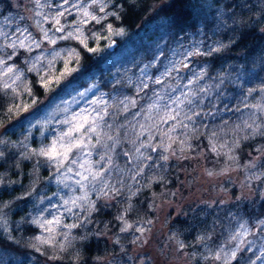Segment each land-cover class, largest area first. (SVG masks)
Here are the masks:
<instances>
[{"label":"rangeland","instance_id":"rangeland-1","mask_svg":"<svg viewBox=\"0 0 264 264\" xmlns=\"http://www.w3.org/2000/svg\"><path fill=\"white\" fill-rule=\"evenodd\" d=\"M6 1H0V9L5 7L3 8L5 12L2 15L10 14L17 18L23 17V20H20V26L28 27L37 39H40L42 36L40 28L36 23L38 20L41 21L44 28L51 27L50 24L44 23L41 17L35 16V12L39 9L35 7L32 0H8L7 3ZM128 1L136 3L137 0ZM121 2L122 0H116L117 5H122ZM225 2L226 0H192V11L195 19L198 21V29L174 40L170 39L165 18L153 19L137 32L129 30L124 25H114L108 20L111 16L100 24L95 22L89 23L84 26L85 35L89 37V46L96 47L98 45L101 49L97 53L87 52L88 59L95 61V64L92 65L93 70L87 72V68L80 66L81 55L78 63L74 58L70 67H76L78 70L63 78L59 84L53 85L51 89L40 87L43 94L42 98L35 94L30 97L24 91L25 84L31 87L30 73L35 76L38 82L37 73L27 70L32 66L29 53L27 52L28 56L26 58L19 56V59H17L16 56L13 61H10V63L17 65L19 70L24 74L22 77L23 82H17L20 84V87L17 89L21 93L20 96H15L10 92L6 94L2 91L4 97L7 99V105L0 117V136L9 143L0 145V148H3L8 156L6 161L0 160V165H3V167H0V176L4 178L6 184L9 181L17 182L15 184H8L6 187L0 186V206H3L4 212L7 214L6 219L11 227L14 228L20 224L22 217L34 212L35 208L62 205L63 199H67L68 196L83 195L85 191L88 192L89 198L95 203L97 199L113 201L115 195H122L125 197L127 204L130 205V199L135 192L145 186L147 187L155 179L159 180V175H156V172L152 173V170H150L151 166H148L154 165L156 167L155 163L162 161L157 160L161 154L168 155L173 160V164L178 166L177 171L180 173L187 174L188 172L191 173V176L194 175L196 182L192 183L193 186L200 185L201 187H205L207 191H210L211 188L214 193L220 190L219 197L217 199H210V201L217 200V202H220L227 199V201L230 200L234 203V198H230V195L231 192L236 191V188L237 193H239L240 185H243L246 189H250V185H255V180L260 178L263 179L264 185V160H259L261 154L264 156V147L261 149L259 147L256 148L258 149L257 153H247V156L251 158L250 160L245 159V161L239 162L235 161L237 158L234 159L237 157V154H232L234 148L232 149L231 146L233 144L230 143V140L217 138L218 135L215 137V133L210 134L209 138H207L210 150L226 149L227 153L233 157L227 163H232L231 166L225 168L216 167L215 163L217 164V162L207 161L205 158L198 159L201 155L191 152V148L187 146L191 145L189 133L199 122L202 121L205 125L208 122L207 120L211 118V115H202L195 118L196 123L194 126L192 122L185 119L183 123H187L189 127L185 129L179 126L172 133L176 137V142L172 144L169 152L161 153L159 149L152 151L151 148H141L144 156L142 158L140 157V153L135 151V148L141 142L153 145L160 144L163 133L167 131L171 124L177 123L176 121H169L168 124L160 122V115H158L160 107L170 104V98L180 97L183 100L184 96L182 93L197 92L201 86L207 88L208 91L197 92L196 98L203 97V102L196 110L202 111V113L215 112L219 108L218 100L220 98H222L223 102L236 99L238 100L235 104V114L237 115V121L235 122L236 135L233 137V140H241V138L249 134L250 130L243 127V121L255 111L250 106L256 104L264 105V93L258 91L260 87L264 86L263 46L258 47L252 57L241 56L242 58L239 57L238 61L230 60L222 62L214 74L209 75L207 73L198 84H193L190 88L184 87L187 84V78L192 75V70L199 71L201 67L207 70L208 63L201 59V57L206 56L194 55L190 59H186L182 56V53L192 48L195 44H200L201 50L216 42L228 45L231 41L229 36L231 34L230 29L234 21L235 23H239L237 16L240 14L237 13L235 15L238 9L242 8L243 13L247 16L244 20H247L248 26L258 23L264 28V16H262L264 15V0H235L231 4L246 6H235L231 8L232 10L225 9ZM120 9L121 7L117 8L118 11ZM217 9H225L228 12L230 19L223 21L226 27L222 26L217 29V23L220 22ZM43 11L47 12L49 9H43ZM76 20H78V16L72 15L67 17V21H62L65 23L66 31L71 30L69 24ZM108 23H112L114 29L117 31L119 28H123L125 30L124 34L110 35L107 33L105 26ZM8 30L11 31V28ZM224 30L229 32L223 35L222 32ZM94 34L108 37V39L102 38L96 41L92 39ZM56 35L59 36L61 34L56 33ZM67 41L69 40H60L55 46L57 50L61 51L62 55L67 50L73 48L79 51L76 46L64 43ZM109 44H111V47L108 46ZM51 50L52 46L48 45L47 42H43L41 48L32 52L31 56L41 55L50 58L48 57V52ZM181 60L184 63H188L189 68H184L183 64L180 63ZM25 61H28V63H25ZM19 62L23 63L22 66L19 65ZM173 64L179 68V71L172 70L170 74L166 73L165 68H171ZM250 65L251 67H249ZM98 66L100 69H97ZM53 70L57 74L63 70L62 59H56ZM238 74H240L239 82L233 83V81L237 80ZM101 76L103 77L101 78ZM157 77L161 79L162 83L154 82ZM102 79L106 80L114 88L105 90L101 85ZM221 81L223 82L221 83ZM145 85L147 86L145 87ZM217 85H219V89H217ZM249 87L256 88L257 91L249 95L247 92ZM173 88L176 91L173 92ZM90 89L91 91H89ZM128 89H131L135 95L130 94ZM81 92L86 94L81 96ZM233 92L238 93L239 96L234 97L232 95ZM101 97L103 98L102 100L100 99ZM33 99L36 100L34 105L31 104ZM133 99L136 101L135 105L131 103ZM93 101L97 103L94 104ZM13 103H27L31 105L29 112L20 111L9 114L7 108L11 107ZM153 104L159 107L149 110V106ZM245 104L249 105V107H245ZM125 105H127V108ZM223 106L221 104L220 108ZM172 107L175 108L176 105H172ZM84 109H87L91 116H96L97 112L100 115H104L105 111H107L108 115L105 116V120L108 123H112L113 128H104V131L113 136L117 135V131L119 132L121 142L115 151L111 153L112 165L110 171L106 174L110 184L115 185L119 189V192L109 193L107 198L98 196L95 191L80 189L74 183L79 177L73 173H57L55 167L49 165L44 160H40V163L37 165L36 160L38 158L23 159L17 155L22 152L21 141L27 144L29 149L37 148L41 143H50L55 135H58L62 130H66L69 127V125L62 123V121L66 118L72 119L74 114L80 113ZM181 109V116H183V112L187 111V107L181 105ZM45 117L50 118L46 125H38L36 128L28 127L30 120L35 119L43 122ZM141 124H144L146 128H150L151 135L154 136L153 140H148L149 131L142 130L140 128ZM157 124H159V128L156 127ZM120 125H123V127H119ZM237 125H240V127L237 128ZM141 131H144V135L137 139V134ZM183 140H186V145L180 143ZM101 141L111 144V141H107L103 134L101 135ZM133 141H135V144ZM93 143H95V139H93ZM163 143L168 144L170 142L164 137ZM214 148L215 150H213ZM172 150L176 152L175 156L171 155ZM97 151H103V149L97 148L94 150V155L91 157L92 161L98 159V156L95 154ZM124 153H127V155H124ZM147 157H150V159ZM251 163H255L256 167L251 168L249 166ZM69 166L73 168L74 172L78 170L82 171L77 165ZM103 167H108V164L105 163ZM138 172L140 173L139 175L137 174ZM17 173H19V176H17ZM209 173L212 174L209 175ZM57 179L63 180L71 187L65 188L64 183L57 184ZM228 181L231 184L226 189L225 184ZM183 185L185 189L192 186L191 183H183ZM72 189L76 190L73 191ZM195 189L197 191L198 188L195 187ZM174 190L179 191L176 188ZM170 193L177 194L173 190ZM245 193L246 191L243 192V194ZM26 194H29L27 195V199H18V197ZM160 196L162 197V194L153 195V202L149 205L154 217L145 221H139L140 223L134 225V228L142 227L145 229L142 236L138 232H134L133 235V240L140 236V240L136 241L132 246L135 256L138 255L137 259L140 261V264H145V260L147 259L150 261L149 264H188L189 258H195L198 261L209 260L207 263L211 261V264L213 263L212 261H216L211 256L206 255L208 249L203 247L197 240L195 244L191 241L183 249H180L179 244L182 242L181 239L176 237L177 233H172V236H170L171 229L169 228V224L171 223L170 216L172 217L176 213V208L180 209V204H175L176 201L173 199H161ZM40 198L44 199L43 204L39 203ZM188 198V196H184L179 201L182 203V201H186ZM207 198L204 197V199ZM202 202H206V200ZM220 206L222 205L215 203L210 204L208 208L218 210L217 207ZM181 210L178 213L184 214L183 206ZM61 211H64V209L61 208ZM120 216H123V214ZM85 217H87V220L84 219ZM89 217L87 212L79 210H76V215L65 212L64 223L81 225L71 230V236L76 237V239L72 240V243L81 237L87 226ZM233 217L234 214L226 220V228L222 230L218 229L219 236H217L219 241H216L218 244L215 245V243L209 242L207 244L215 251L218 246L224 245L225 242H228V248L231 249L236 247L242 240L244 243L241 247L245 250V254L248 252L243 264H251V261H255V264H264V257L256 259V256L260 253V249L264 247V231L257 230L260 228V225L257 223L260 220L251 222L248 218L236 217L235 220L231 221ZM244 221H247L249 229L247 235L238 237L235 241H228L230 233L237 229L239 223ZM120 222L122 223V221ZM26 225L28 224H24L21 230L14 231L13 235L16 243L32 248V238L40 233L36 228V233L30 235L29 231H26ZM188 226H191V222L188 223ZM153 229L154 235L152 234ZM63 231L68 230L63 229ZM189 233H192L197 239L198 235L194 228L189 229ZM160 238L163 239L162 243H158ZM58 239L63 240L61 236H58ZM183 243L185 244V242ZM192 244L193 246H191ZM186 246L190 248H186ZM51 251L52 254L59 252L57 249H51ZM0 257L3 258L5 264H38L32 255L28 257L19 256L3 249H0ZM111 264H121V262H112Z\"/></svg>","mask_w":264,"mask_h":264},{"label":"snow or ice","instance_id":"snow-or-ice-1","mask_svg":"<svg viewBox=\"0 0 264 264\" xmlns=\"http://www.w3.org/2000/svg\"><path fill=\"white\" fill-rule=\"evenodd\" d=\"M32 2L35 7L39 9L35 12V16L41 17L44 23L51 25L50 28H44L41 21L38 20L36 22L42 34L40 39H37L28 27L20 26V20H23V17L17 18L10 14L0 15V91H3L6 94L10 92L15 96L21 95L17 90L20 87V84L17 82H23L22 77L24 74L19 70L17 65L10 63V61H13L14 58L19 55L20 50L30 54L29 58L32 61V66L27 70L35 71L37 73L39 86L44 89H51L53 85L59 84L63 78L78 70L76 67H70V65H72L74 58L77 63L80 58V52L74 48L67 50V52L62 55L61 51L55 48L57 42L60 40H75L83 50L89 53H97L101 51L98 45L96 47L89 46V37L85 35L84 26L91 22L100 24L109 16L119 20L121 14L117 8L123 7L122 5H117L116 0H32ZM235 6L246 5L228 4L225 6V9H230ZM43 9H49V11L45 12ZM225 9H217V15L220 21L217 23V29L222 26L226 27V24H224L223 21L230 19V16ZM2 12L3 9H0V13ZM72 15L78 16V20L69 24L71 30L66 31L65 23L62 21H67V17ZM105 27L107 33L110 35H123L125 31L123 28H119L117 31L114 29L112 23H108ZM9 28H11V31L8 30ZM262 31H264V29H262ZM56 33H60L61 35L57 36ZM102 38L108 39V37H101L95 34L92 36V39L96 41H99ZM43 42H47L48 45L52 46V50L48 52V57L50 58L41 55L31 56L32 52L41 48ZM108 46L111 47V44ZM225 47H227V45H224L222 42H216L213 45H208L204 50H201V45L195 44L192 48L183 52L182 56L186 59H190L194 55L211 57L214 54L222 52ZM57 58L63 60V70L59 71L58 74L53 70V65ZM25 63H28V61H25ZM180 63L183 64L184 68H189V64L184 63L183 60H181ZM172 70L179 71V68H177L175 64H173L171 68H165V72L168 74H170ZM206 75L207 70L204 67H201L199 71L192 70V75L187 78V84H185L184 87L190 88L191 85L198 84V82L203 80ZM239 78L240 74H238L237 80L233 81V83H238ZM154 82L162 83L159 77H157ZM222 82L223 81H221V83ZM146 86L147 85H145V87ZM177 87H179V85H177ZM217 89H219V85H217ZM24 91L30 97L34 95L33 89L27 84L24 85ZM89 91H91V89ZM172 91L174 92L176 89L173 88ZM207 91L208 89L203 86L197 90V92ZM255 91H257L256 88L249 87L247 89L249 95ZM258 91L264 93V86L260 87ZM197 92L182 93L184 96L183 100H181L180 97L170 98V104H165L159 108L158 115H160V122L168 124L169 121H176L177 123L171 124L167 131L163 133L160 144L153 145L151 143L141 142L140 145L135 148V151L140 153V157L144 158L141 148H151L152 151H157V149H159L161 153L169 152L172 148V144L176 142V137H174L172 133H174L179 126H182L185 129L189 127L187 123H183L185 119L192 122L194 126L196 123L195 118L201 117L202 115H215V113H212L211 111L208 113H202V111L196 110V108H198L203 102V97L196 98ZM85 94L86 93L83 92L80 93L81 96H84ZM100 99L102 100L103 98L101 97ZM35 103L36 100L33 99L31 104L34 105ZM93 103L95 104L97 102L93 101ZM121 103H123V101H121ZM131 103L135 105L136 101L133 99ZM172 105H176V107L173 108ZM181 105L187 107V111L183 112V116H181ZM30 106L31 105L27 103H13L11 107L7 108V112L9 114L20 111L28 113ZM125 107L127 108V105H125ZM156 107L159 106L156 104L150 105L149 110ZM225 107H227V101H225ZM245 107H249V105L245 104ZM250 107L255 109V111L243 121V127L250 130L249 134L245 135V140L254 138L255 136L264 137V105L256 104L251 105ZM237 110L239 111V109ZM257 113H259V115H257ZM107 115L108 113L105 111L104 115H100L99 112H97L96 116H91L88 110L84 109L82 112L74 114L72 119L66 118L62 121V123L69 125V127L66 130H62L58 135H55L50 143H41L39 147L29 149V146L21 141L20 145L22 147V152L17 155L23 159H32L33 157H36L38 158L36 160L37 165L40 163V160H44L49 165L55 167L57 173H73L75 176L79 177L74 183L78 185L80 189L95 191L98 196H104L107 198L109 193L119 192V189H117L115 185L110 184L109 178L106 174L110 171L112 165L111 153L115 151L116 147L121 142L118 131L116 136L104 131V128H113V124L108 123L105 120V116ZM49 119V117H45L43 122L32 119L29 121L28 127L36 128L38 125H46ZM119 127H123V125H120ZM156 127L159 128V124H157ZM239 127L240 125H237V128ZM140 128L149 131V141L154 139V136L151 135L150 128H146L144 124H141ZM102 134L106 137L107 141H111V144L101 141ZM143 135L144 131H141L137 134V139ZM164 137H166L170 143L164 144ZM93 139H95V143H93ZM7 143L9 142L5 141L3 137L0 136V145H6ZM133 143L135 144V141H133ZM180 143L182 145L187 144L186 140L180 141ZM187 146L191 147V145ZM237 147H239L238 141ZM97 148L103 149V151L95 152L98 159L92 161L91 157L94 155V150ZM213 150H215V148ZM124 155H127V153H124ZM171 155L175 156L176 152L172 150ZM147 158L150 159V157ZM7 159L8 156L6 151L3 148H0V160L6 161ZM159 159L162 160L164 164L157 166L163 168L168 162L169 156L161 154ZM229 159H233V157L229 156ZM105 163L108 164V167H103ZM69 165H77L82 171L78 170L74 172L73 168ZM249 166L251 168L256 167L255 163H251ZM0 167H3V165H0ZM137 174L139 175L140 173L138 172ZM211 174L212 173H209V175ZM17 176H19V173H17ZM16 182L17 181H9L8 184H15ZM61 183H64L65 188L71 187L63 180L57 179V184ZM8 184H6L4 178L0 176V186L6 187ZM72 190L75 191L76 189ZM29 194L18 197V199H27V195ZM39 203L43 204L44 199L40 198ZM61 208H63L64 211H61ZM76 210L87 212L90 216L92 212L98 211L99 209L97 208L96 203L89 198L88 192L85 191L83 195L68 196L67 199H63L62 205L35 208L34 212L22 217L21 223L13 228L8 224L6 219L7 214L4 212L3 206H0V243H15L16 241L13 235L14 231H19L24 224H28L37 228L40 233L32 238L33 243L31 244V247L34 252L43 256L45 255V249L49 248L64 251L66 247L71 245L72 240L76 239L75 236H71V230L81 226L76 223H64V214L67 212L76 215ZM46 213L47 215H45ZM84 219L87 220V217ZM117 219L122 221L123 226L120 228L121 233H127L133 229V225L124 220L123 216H120ZM257 223L260 225V228L257 230L264 231V220H260ZM63 229H67L68 231H63ZM135 231L142 236L145 229L142 227H136ZM248 231L247 221L241 222L237 229L230 233L228 241H235L238 237L246 236ZM58 236H61L63 240H59ZM209 239H211L210 236L203 234L197 236V241L200 242L203 247L208 249L206 255L211 256L217 262H220V264H232L233 261L237 260V252L243 250L241 245H243L244 242L241 240L234 248L229 249L228 242H225L224 245L218 246L217 249L213 251L211 246L207 244V240ZM138 240H140V236L136 237L133 240V243ZM115 243H119V240L115 241ZM179 247L180 249H183L185 244L181 242ZM262 257H264V247L260 249V253L256 256V259H261ZM47 258L51 260L58 259L59 257L50 255ZM0 264H5L2 257H0ZM251 264H255V261H251Z\"/></svg>","mask_w":264,"mask_h":264},{"label":"trees","instance_id":"trees-1","mask_svg":"<svg viewBox=\"0 0 264 264\" xmlns=\"http://www.w3.org/2000/svg\"><path fill=\"white\" fill-rule=\"evenodd\" d=\"M0 1L4 2V0ZM232 1L235 0H226L224 6L231 4ZM121 3L123 6L119 10L121 18L117 20L113 17H109L108 20L116 26L124 25L133 32H137L141 29V27L147 25L151 20L156 18L166 19L170 39L173 40L186 35L188 32L196 31L198 29V21L195 19L192 11V0H174L168 4H163L162 0H137L136 3L129 2L128 0H122ZM3 8L5 7H2V9ZM4 12L5 9H3V12L0 13V15ZM237 13L240 14L237 16V18H239V23H235L234 21V24L230 29L231 34L229 35L231 41L227 47H225L219 54H214L211 57H201V59L208 63L207 73L209 75L214 74L222 62L230 60L238 61L242 58L241 56H247L250 58L253 56L254 51L257 50L258 47H264V31H262V27L258 23L248 26L246 22L247 20H244L247 16L243 13L242 8L238 9L235 15H237ZM228 32L229 31L224 30L222 34L225 35ZM64 43H70L71 45L77 47L81 55L80 66L87 68V72H91V70H93L92 65L95 64V61L88 59L87 51L83 50L77 41L69 40ZM19 56L26 58L28 53L20 50L19 55L16 58L19 59ZM22 64V62H19L20 66H22ZM249 67H251V65ZM97 69H100L99 66ZM29 76L33 93L42 98L43 94L35 76L32 73H30ZM102 77L103 76H101V78ZM101 85L105 90H111L114 88L103 79L101 81ZM128 90L130 91V94L135 95L131 89ZM232 95L234 97L239 96L238 93L234 92ZM221 99L222 98H220V100ZM220 100H218L219 108L215 110V112H212L215 113V115H211V118L207 120L208 122H206L205 125L202 121L195 125L193 130L189 133V140L191 141V152L199 153L201 155L198 159L205 158L207 161L217 162V164L215 163L216 167L219 166L220 168H225L230 167L232 164H227L230 162V155L227 153L226 149L215 151L210 150L209 141L207 140L210 134L215 133V137L218 135L217 138L226 139L227 141L230 140V143L233 144L231 147L232 149L234 148V152H232V154H237V157L234 159L237 158L235 161L239 162L243 160L245 161V159L250 160L251 158L247 156V153H257L258 149L256 148H263L264 137L255 136L254 138H249L247 140L241 138V140L235 139L234 141L233 137L236 135L235 122L237 121L235 104L238 100L233 99L227 101V107H225V102ZM6 103L7 99L4 97V93L0 91V117L6 108ZM221 104L224 105L222 108H220ZM237 141L239 142V147H237ZM259 160H264V156H262V154ZM160 164H164V162H156V167H154V165L148 166H151L150 170H152V173L156 172V175H159V180L155 179L151 184L147 185V187L145 186L135 192L130 199V205L127 204L125 197L122 195H115V199H112L113 201L97 199L96 205L99 210L91 213L87 226L81 237L74 241L64 251L52 254V251L49 248L45 249V255L41 256L39 253L34 252L29 246H24L16 242L0 243V249L7 250L10 253L24 257L32 255L34 256L35 262L38 264H111L112 262H121V264H139L140 261L137 259L138 255L135 256L132 250V246L134 245L133 235L134 232H136L134 225L140 223L139 221H145L154 217V214L149 206L150 203L153 202V195L162 194V197L160 196L161 199H173L179 203H181L180 201L184 196H188L192 199L188 204H185L184 201H182L183 204L181 203L185 217H188V219H180L179 215H181V213H179L174 223L169 225V228H171V226H176L179 230H186L188 223L193 222L192 216L194 214V210L192 209L196 208V204L199 200L196 197L194 190H186L184 188L185 184L183 185V183H191V185L192 183L194 184L196 182L194 180V175L191 176V173L187 172L186 174L177 171L178 166L173 164V160L171 158H169L163 168L157 166ZM230 184V181L226 182V189ZM255 184L263 187V179L260 178L255 180ZM175 188L179 191H175ZM171 190L177 194L174 195L173 193H170ZM235 195V191L231 192L230 196L231 198H234V203H230L228 205L223 204L222 206L217 207L219 210L221 208L224 209L222 213H218L220 216L224 217L219 219L218 215L216 219H211L209 225L206 227L209 232V236L211 237V239H209V243H215V245L218 244L216 242L219 241L218 229L222 230L227 227L226 220L229 218L227 215L228 213L232 212V214H234L231 221L235 220L236 217H243L248 218L251 222H254L255 220L264 217V198L238 201ZM203 207L207 208L208 205H203ZM210 211H212V209H210ZM122 214L124 220L133 225V229L130 230V233L120 232L122 223L117 218ZM190 217L191 220H189ZM25 228L26 231H29L30 235L35 234L37 231V229L31 225H26ZM189 236L191 235L185 233L184 237L186 239ZM191 238H194V236ZM117 240H119V243H115ZM191 246H193V244ZM244 251L245 250H242L237 253V260L233 261L232 264H243L244 258L248 253L247 252L245 254ZM50 255H55L59 258L50 260L47 258ZM208 261L209 260L198 261L195 258H189L188 264H209L211 261L207 263ZM212 262V264H220V262L217 261ZM149 263L150 261L148 259L145 260V264Z\"/></svg>","mask_w":264,"mask_h":264},{"label":"flooded vegetation","instance_id":"flooded-vegetation-1","mask_svg":"<svg viewBox=\"0 0 264 264\" xmlns=\"http://www.w3.org/2000/svg\"><path fill=\"white\" fill-rule=\"evenodd\" d=\"M262 29H264V28L262 27ZM195 187L198 188L197 191H196ZM250 187H251L250 189H246L243 185H240L239 186V189H240L239 193H237V188H236V191H235L236 198L239 201H241V200H253V199L255 200L257 198H259V199L264 198V186L262 187V186H259V185L257 186L256 184L255 185L253 184V185H250ZM186 190H189V191L194 190L196 197L200 200V201L198 200L199 203L197 202L196 208L192 209V210H194V214L192 216L193 222H191V226H187L186 230H179L176 226H171L170 236H172V233H177L178 235H176V237L177 238L179 237L182 242H185V245H188L191 241H192V243H194L196 241L195 237L191 238V237H193V235H192V233H189V229L194 228L197 235L203 234V235L209 236V232L207 231L206 227L209 225L210 220L216 219V217L219 215L218 213H222L224 211V209H222V208L220 210L219 209L218 210L212 209V211H210V208L203 207V205L209 206L210 204H215V203H218L220 205H223V204L228 205V204L232 203V201H230V200L227 201V199L222 200L220 202H217V200H211L210 201V199H215V198L217 199V197H219L220 190L217 193H214V191L211 188H210V191H207V189L205 187H201L200 185L199 186H196V185L193 186L192 185L190 187H186ZM244 191H246L245 194H243ZM204 197H208V198L204 199ZM188 199L186 201H184L185 204L190 203L192 200L191 198L189 200ZM204 200H206V202H202ZM175 204H180V209L176 208V213L172 217L170 216V220H171L170 224L174 223L176 217L179 214L178 212L182 211L181 207H182L183 202L181 204V203L176 201ZM227 215L230 218L233 216L232 212L228 213ZM179 217H180V219H184V220L188 219V217H185V214H181V215H179ZM222 217H224V216L219 215V219H221ZM190 219H191V217H190ZM193 225H197V226H193ZM185 233H188L191 236H189L185 239V237H184ZM152 234L154 235V229H153ZM162 241H163V239L160 238L158 243H162ZM207 242H209V240H207ZM139 264H140V262H139Z\"/></svg>","mask_w":264,"mask_h":264},{"label":"water","instance_id":"water-1","mask_svg":"<svg viewBox=\"0 0 264 264\" xmlns=\"http://www.w3.org/2000/svg\"><path fill=\"white\" fill-rule=\"evenodd\" d=\"M172 1H174V0H162V3L163 4H168V3L172 2Z\"/></svg>","mask_w":264,"mask_h":264}]
</instances>
